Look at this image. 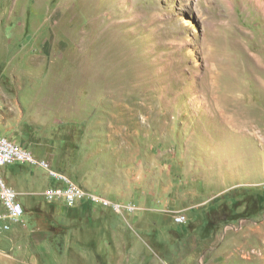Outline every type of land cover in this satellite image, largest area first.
<instances>
[{
	"label": "rangeland",
	"instance_id": "1",
	"mask_svg": "<svg viewBox=\"0 0 264 264\" xmlns=\"http://www.w3.org/2000/svg\"><path fill=\"white\" fill-rule=\"evenodd\" d=\"M0 135L119 208L0 167L26 264H264V0H0Z\"/></svg>",
	"mask_w": 264,
	"mask_h": 264
},
{
	"label": "built area",
	"instance_id": "2",
	"mask_svg": "<svg viewBox=\"0 0 264 264\" xmlns=\"http://www.w3.org/2000/svg\"><path fill=\"white\" fill-rule=\"evenodd\" d=\"M10 164H27L42 169L52 181L43 191V196L48 201H59L68 207H74L86 202L119 210L118 204L111 203L106 198L86 190L67 175L54 169L47 160L34 156L27 148L0 135V167ZM0 202L5 210L4 214H0V220L4 218H8L11 221L21 220L24 213L23 205L16 191L4 182L1 174ZM185 219V215L179 214L176 215L175 222L178 224L183 223Z\"/></svg>",
	"mask_w": 264,
	"mask_h": 264
},
{
	"label": "crops",
	"instance_id": "3",
	"mask_svg": "<svg viewBox=\"0 0 264 264\" xmlns=\"http://www.w3.org/2000/svg\"><path fill=\"white\" fill-rule=\"evenodd\" d=\"M21 176L24 179L27 177L25 173H22ZM51 183V179L47 177L45 188ZM23 199H27V196L23 195ZM28 202L31 204L32 199H29ZM35 203L34 201L32 206H34ZM85 205L90 206V204L86 202L77 205L81 213ZM4 213L5 210L0 202V214ZM29 220L31 221L30 215L25 211L23 217L19 221H11L8 218L0 220V264H26L24 254L26 255L29 251L34 254L37 252L39 253V251L44 253L50 249L52 253L59 255V258L61 256L63 257L68 231L64 234L53 235L52 232L45 229H31L28 223ZM70 239L72 242L70 248L74 250V252H77V240H75L73 244L72 237ZM32 257L34 258V262L37 263L36 256L32 255Z\"/></svg>",
	"mask_w": 264,
	"mask_h": 264
}]
</instances>
